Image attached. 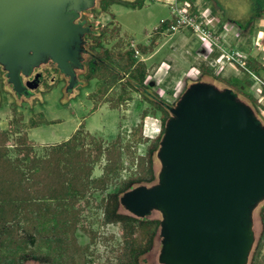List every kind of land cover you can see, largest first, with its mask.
Masks as SVG:
<instances>
[{"label":"rangeland","instance_id":"1","mask_svg":"<svg viewBox=\"0 0 264 264\" xmlns=\"http://www.w3.org/2000/svg\"><path fill=\"white\" fill-rule=\"evenodd\" d=\"M110 1L111 4L102 11L101 5L103 6L104 0H93L91 7L85 8L73 19L74 23L83 22V25L89 26L93 32L86 33L83 39L88 52L82 54L83 64L76 72L79 82L77 81L70 90L65 89L66 84L57 72L46 64L49 80L31 95L17 96L0 70V130H6L7 138L4 142L6 159L20 160L22 163L20 167L24 170L25 165L30 163L29 158L22 157L25 146L30 147L35 160L42 159L49 155L52 148L74 134L75 149H82L85 155L94 158L95 145L99 144L102 148L100 155L96 159H91L90 162L88 178L96 180L104 177L109 164L110 160L106 158L107 150L112 146L117 150L112 159L114 161L117 158L120 161V168L116 170V173L108 174L107 180L103 183L86 182L83 189L78 187L74 197L63 198L62 201L46 197V193L57 188L56 177L46 178V184L43 187L40 180H32L33 178L28 176L26 171L28 176L26 183L31 201L25 200L24 207L5 217V224L10 228L11 238L15 242L17 239L33 238L32 244H27L26 249L50 253L54 249L43 244L42 240L46 241L44 232L35 228L34 214L33 212L29 214V211L36 209L37 204L42 203H49L51 208L55 207V220L73 223L71 231L66 233L70 238L67 244H65L66 239L61 240L60 243L52 242L54 245L59 243L61 247L57 251H60V254L62 251L58 262L67 264L121 263L123 259L121 225L115 222H104L105 200L110 192L118 190L122 180L135 175L140 162L139 158L145 155L149 140L154 138L161 128L159 110L145 100L142 93L125 86L126 80H117L114 85L108 86V77L89 78L85 74L88 70L87 65H90V56L98 52L101 46L113 50L135 46L139 54L137 56L133 54L134 59L145 65L146 72L140 91L157 94L169 106H173L186 86L196 80L211 82L218 88L228 87V85L217 76L220 79H230L240 83L243 92L247 91L253 97L260 98L259 102L254 97L256 103L252 104L241 94L236 93L240 99L252 107L257 118L264 125V86L253 77L255 75L264 81V68L255 70L250 66L252 62H258L260 66H264V14L254 17V0H177L175 3H172L174 0H143L140 8L136 6L140 0ZM183 2L189 3L190 12H196L195 9L203 11L205 7L211 8L216 23L222 22L228 26L231 24L236 28H239L238 22L253 18L246 29H239L241 41L228 26L222 34L225 46L227 44L239 46V52L246 60L248 71L228 64L214 71L212 67H208L210 58L203 61L202 57L196 54L203 52L202 44L189 28L173 31L168 29L167 25L162 26L163 23L161 24L160 20L164 19V23H169L170 13L174 10L173 6L179 4L182 6ZM97 40L100 45L94 48ZM137 44L146 47V51L139 49ZM211 55L213 56L212 53ZM105 59L108 62H114V65H117L115 59L125 60L124 56L115 55L114 51L108 52ZM94 66L100 73L101 67L96 63ZM200 66L207 67L215 78L202 74ZM91 68L94 71L93 67ZM126 79L132 81L130 77ZM101 85L106 87L104 92L98 90ZM123 86L128 99L114 105ZM260 90L262 96H257ZM144 111L146 114L142 118ZM38 116L45 121L38 122L36 126H30L27 123L29 118L35 119ZM53 120L56 122H51ZM140 124L142 125L141 137L134 140L133 130L138 129ZM152 160L154 173L157 176L160 162L156 153ZM154 182H135L130 187L151 185ZM65 188L69 190V187L65 186ZM118 193L120 196L123 192ZM263 202L264 200L258 203L252 212L255 241L247 264L251 263L256 242L263 228L259 217ZM119 211L128 214L121 205ZM160 218V212L157 210H152L145 217V219L158 220ZM158 229L152 237L149 248L139 255L140 259L144 260V264L158 263L157 257L161 246ZM134 238L135 240L139 238L137 229H135ZM5 239L0 241V257L8 252L4 248ZM258 255L259 260H264V243ZM22 264L40 263L29 259L23 260ZM260 264L263 263L260 262Z\"/></svg>","mask_w":264,"mask_h":264},{"label":"water","instance_id":"2","mask_svg":"<svg viewBox=\"0 0 264 264\" xmlns=\"http://www.w3.org/2000/svg\"><path fill=\"white\" fill-rule=\"evenodd\" d=\"M91 5L0 0V65L15 91L24 89L19 73L45 58L74 86L71 63H79L88 28L73 19ZM168 110L156 181L124 191L120 205L140 219L160 212V264H247L252 212L264 200V125L231 88L203 80L187 85Z\"/></svg>","mask_w":264,"mask_h":264},{"label":"trees","instance_id":"3","mask_svg":"<svg viewBox=\"0 0 264 264\" xmlns=\"http://www.w3.org/2000/svg\"><path fill=\"white\" fill-rule=\"evenodd\" d=\"M254 1V17L260 14H264V0ZM142 3L143 0H140L136 3V6L140 8L142 6ZM108 4H111V1L104 0L103 6L101 5L102 11L105 10ZM252 19L253 18L251 17L250 20L248 19L245 22L236 21L238 22L237 26H239L240 29H246L248 27V23L251 22ZM168 24L169 23L166 24L165 22L162 24V26ZM96 45H100V42L98 40L93 47L96 48ZM137 46L143 52H145L147 49L140 44H137ZM110 51H114L115 55L121 54L122 56H124L125 60L115 59L117 65H114V62H108L105 57ZM133 54V49L129 47L122 50H113L112 48L110 49L101 46L98 52H95L94 55L90 56V65H87L88 70L85 72V74L89 78L97 76L98 78L103 79L108 77V86L114 85L117 80H126L124 84L125 86H128L133 91L142 93L144 99L147 100L151 105H155L156 109L160 112L161 128L159 129L157 135L149 140L145 155L139 158L140 162L137 166V172L135 173V175L129 176L128 178L122 180L117 188L118 190L110 192L105 200L103 212L104 222L119 223L122 229L123 259L121 260L120 264H141L138 262V256L149 248L152 237L157 232V229L159 227L158 219H140L130 214L120 212L118 192H124L130 189L132 183L135 182L150 183L156 180L152 159L159 146V140L162 135V127L169 115V105H167L165 101L162 100L159 96H157V94L153 92L147 94L146 92L140 91L139 88L143 85L146 73L145 65L143 63H140L139 61H136ZM92 61L94 63H92ZM95 63L101 67L102 70L100 73H98L97 69L95 68ZM251 64V68H254L255 70L260 69L261 67L264 68V66H260L258 62H252ZM91 67H93L94 71ZM200 67V71L202 74H206L212 78H215L207 67ZM126 77H130L132 81L127 80ZM217 77L219 80L226 83L228 87L231 88L235 93L241 94L252 104L256 103L255 98L250 93H247V91L246 93L243 92L240 83L233 82L230 79H220L219 76ZM98 90L104 92L106 90V87L101 85ZM127 99L128 95L125 93V88L123 86L122 91L118 94L114 105H117L118 103ZM145 114L146 112L144 111L142 113V118L145 117ZM44 121V118L38 116L35 119L29 118L27 123L30 126H36L38 122ZM51 122L56 121L53 120ZM141 133L142 125L140 124V127L138 129L133 130L134 140L139 139L141 137ZM6 138V130H0V241L2 242V239L6 238L4 248L8 251L5 255L0 257V264H22L23 260L29 259L37 260L40 264H67L58 262V258L62 254V251L61 254L60 251H57L59 248L61 249L59 245L61 240L66 239L65 244H67L68 240L70 239L69 236L66 235V233L67 231H71V229L73 228V223L55 220V207L51 208V206H49V203H42L40 205L37 204L36 209H32L29 211V214H31L32 212L34 214L33 217L36 220L35 228L44 232L43 235L45 236L46 241L42 240L43 244H45L46 246L48 245V247L51 249H54L50 253L48 251L42 253L32 249H26L28 246L27 244H32L33 238H30L29 240L17 239L15 242L14 239L11 238L12 232L10 231V228L5 224V217H7V214H11L14 211L17 212L21 207H24L25 200L28 199L29 202L31 201L29 199L28 185L26 183L28 176L32 177V180H40L43 187H45L44 185L46 184V178L56 177L57 180H55V183L57 185V188H53L50 192L46 193V197L49 199H56L57 201L59 199V201H62L63 198L74 197L77 193L78 187H81V189H83L86 185V182L91 181L94 183H103L107 180L108 174L116 173V170L120 168V161L117 158L114 161H112V159L114 158L117 150L114 146H112V148L107 150L106 152V158H108L110 161L109 164H107L104 177H102L101 179L98 178L96 180H89L88 176L91 168V159H96L101 153L102 148L99 144L95 145L96 155L94 156V158H92L85 155L82 149H75V135L73 134L69 139L61 144H58L57 147L52 148L47 157L36 160L31 153L30 147L25 146L23 148L22 157L29 158L30 163L25 165V169L23 170V168L20 167L22 164L20 160H8L5 158L4 154L6 152V144L4 142ZM64 161H66V163H64ZM26 171H28V176L26 175ZM67 171L70 174H68ZM78 183H80V185ZM65 186L69 187V190L68 188H65ZM27 209H29V207ZM259 217L261 219L263 228L260 237L256 242L250 264H260V262L264 264V260H259L258 255L264 243V202L260 207ZM50 220L52 221L49 222ZM135 229L138 230V240H135L134 238ZM52 242L59 243H56V245H54L52 244Z\"/></svg>","mask_w":264,"mask_h":264},{"label":"built area","instance_id":"4","mask_svg":"<svg viewBox=\"0 0 264 264\" xmlns=\"http://www.w3.org/2000/svg\"><path fill=\"white\" fill-rule=\"evenodd\" d=\"M177 0H174L175 3ZM185 3V5H184ZM189 3L183 2V5L179 4L178 6H173V11H171V21L167 25L168 29L173 31H180L185 28H189L202 44V53H196L198 56L202 57L203 61L207 58L209 59L208 67H212L215 71L221 69L224 65H231L232 67L238 66L243 70H247L246 60L239 52V46L228 45L225 46V41L222 39V34L225 32V27L228 26L222 22L216 23L213 19V12L211 8L205 7L203 11L195 9L196 12H190L188 10ZM196 13H199L198 15ZM161 24L164 23V19H161ZM231 32L239 37L241 34L240 28L228 26ZM224 30V31H223ZM242 36L238 39L241 41ZM131 49L134 51V55L137 56L138 50L133 46ZM213 54V56L211 55ZM196 56V57H198ZM253 75V74H252ZM253 77L261 82L264 86V81L253 75ZM262 90V89H261ZM258 92V95L262 96V91ZM260 96V97H261ZM255 97V96H254ZM257 101L260 102V98H257Z\"/></svg>","mask_w":264,"mask_h":264},{"label":"flooded vegetation","instance_id":"5","mask_svg":"<svg viewBox=\"0 0 264 264\" xmlns=\"http://www.w3.org/2000/svg\"><path fill=\"white\" fill-rule=\"evenodd\" d=\"M92 5H93V0H92ZM91 5V6H92ZM90 6V7H91ZM84 9L80 10L79 12L83 11ZM75 13V17L78 16V13ZM74 22V21H73ZM80 24L83 26V27H86L88 28V30L83 34V37H82V42L79 44L80 45V54H79V63L78 64H73L71 63V68L72 70L74 71L75 73V84H77V81L79 82V80H77V71L79 70V68H81L83 62H82V54L83 53H87L88 52V47H86L87 45L85 44V40L84 37L86 36L85 34L86 33H92L93 31L91 30V28H89V26H84L83 25V22H80ZM46 64H49L50 65V68H53L57 74L59 75L60 79H62V81L64 82V84H66V87L65 89L67 90H70L71 87L68 86V83H69V76L65 75L63 72H61V70H59L56 66L55 63H53L49 58H45L42 62H40L38 65L36 66H33L31 67L28 71H27V74H24L22 72L19 73L20 75V80L22 82V85L24 86V89H22L20 92H17L15 91V89L13 88L12 84L8 82V78L6 76V71L3 70V68L1 67L0 65V70L2 72V74L7 78V82L9 83V85L11 86L13 92L15 93V95L17 96H24V97H27L29 95H31L35 90H37L40 86H43L44 83H46L49 79V73L47 72L46 70ZM32 79H35L36 82L38 83L37 87L35 89H31L29 87V83ZM31 84H34V83H31ZM74 84V85H75ZM141 256H138V262L141 263V264H144V260L143 259H140ZM157 264H160V263H157Z\"/></svg>","mask_w":264,"mask_h":264},{"label":"crops","instance_id":"6","mask_svg":"<svg viewBox=\"0 0 264 264\" xmlns=\"http://www.w3.org/2000/svg\"><path fill=\"white\" fill-rule=\"evenodd\" d=\"M229 66H231V65H229ZM238 72V71H237ZM54 124H57V123H54ZM53 125V124H52Z\"/></svg>","mask_w":264,"mask_h":264}]
</instances>
